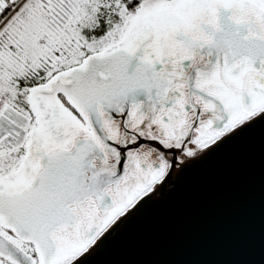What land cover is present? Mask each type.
Returning a JSON list of instances; mask_svg holds the SVG:
<instances>
[{"label": "snow or ice", "instance_id": "1", "mask_svg": "<svg viewBox=\"0 0 264 264\" xmlns=\"http://www.w3.org/2000/svg\"><path fill=\"white\" fill-rule=\"evenodd\" d=\"M256 125L264 0H0V264H87Z\"/></svg>", "mask_w": 264, "mask_h": 264}, {"label": "water", "instance_id": "2", "mask_svg": "<svg viewBox=\"0 0 264 264\" xmlns=\"http://www.w3.org/2000/svg\"><path fill=\"white\" fill-rule=\"evenodd\" d=\"M87 264H264V125L174 172Z\"/></svg>", "mask_w": 264, "mask_h": 264}]
</instances>
